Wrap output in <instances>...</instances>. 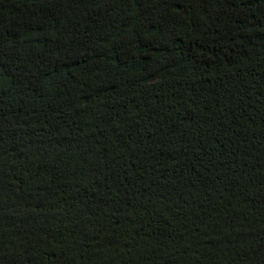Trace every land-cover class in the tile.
<instances>
[{"label":"trees","instance_id":"trees-1","mask_svg":"<svg viewBox=\"0 0 264 264\" xmlns=\"http://www.w3.org/2000/svg\"><path fill=\"white\" fill-rule=\"evenodd\" d=\"M0 264H264V0H0Z\"/></svg>","mask_w":264,"mask_h":264}]
</instances>
